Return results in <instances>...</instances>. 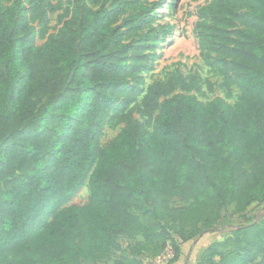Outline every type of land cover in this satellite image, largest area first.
I'll return each instance as SVG.
<instances>
[{
  "label": "trees",
  "instance_id": "obj_1",
  "mask_svg": "<svg viewBox=\"0 0 264 264\" xmlns=\"http://www.w3.org/2000/svg\"><path fill=\"white\" fill-rule=\"evenodd\" d=\"M100 1L73 3L37 47L29 11L0 0V255L11 254L9 264H97L120 250V237L136 235L130 257L113 264H141L140 253L167 248L173 264L180 245L225 209L264 201V0H209L198 11L199 45L226 98L238 88L235 105L200 101L193 76L144 89L158 34H139L138 15L117 24L120 12ZM123 1L112 7H138ZM41 96L49 98L37 108ZM119 124L100 151L105 126ZM86 183L88 204L64 207ZM175 198L185 205L172 207ZM166 223L179 230L175 246ZM214 257L264 264V220L207 246L197 264Z\"/></svg>",
  "mask_w": 264,
  "mask_h": 264
},
{
  "label": "rangeland",
  "instance_id": "obj_2",
  "mask_svg": "<svg viewBox=\"0 0 264 264\" xmlns=\"http://www.w3.org/2000/svg\"><path fill=\"white\" fill-rule=\"evenodd\" d=\"M13 0H3L6 5H10ZM29 11V23L36 31L35 45L40 47L49 35L56 34L64 23L70 18L73 3L79 5L86 0H20ZM138 7L132 5L121 7L120 4L112 7L113 0H101L109 9L114 8L119 11L117 24L126 18L137 16L139 22L138 33H147L151 30L158 34L157 42L149 48L147 54L150 61L144 66L141 77L144 79V86L157 81L166 80L171 74L182 75L184 77L193 76L201 89L198 99L202 102H210L215 98H222L228 104L235 105L239 100V90L233 85L230 88L229 97L220 89L222 81L218 74V67L213 65V60L205 57V51L199 45L198 23L202 20L198 11L205 6L209 0H135ZM123 2H129L124 0ZM149 7V12H140L139 7ZM31 9L35 10L36 20H32ZM154 8H156L154 10ZM44 14V25L40 22V16ZM236 26H239L238 24ZM153 44V43H151ZM213 57V56H212ZM64 87L61 88V90ZM194 93V92H192ZM49 96H41L34 100L37 108L48 101ZM140 100V99H139ZM134 119L139 120L136 112H133ZM125 124H119L115 128L105 126L99 138L98 148L103 150L122 130ZM150 130V129H149ZM89 202V188L87 183L80 192L70 200L64 207L85 206ZM172 207H181L185 203L178 198L170 201ZM52 218L48 220L51 221ZM264 220V201L253 203L242 213H234L233 207L225 209L220 219L211 228L204 231L192 239L193 244H197L199 249L222 242L234 230L250 224H258ZM169 239L168 243L175 246L180 241L179 230L175 224L166 223ZM191 241V240H190ZM141 242L139 235L132 238L122 236L118 239L120 250L113 253L111 258L105 262L97 264H113L116 259L129 258L132 248ZM192 249V246L190 247ZM200 255L198 256V258ZM11 254L0 255V264H9ZM202 258V257H201ZM141 264H150L153 258L150 253L142 252L139 255ZM163 264H167L169 257L167 252L162 255ZM213 264L219 263V258L214 257ZM87 264V263H82Z\"/></svg>",
  "mask_w": 264,
  "mask_h": 264
},
{
  "label": "crops",
  "instance_id": "obj_3",
  "mask_svg": "<svg viewBox=\"0 0 264 264\" xmlns=\"http://www.w3.org/2000/svg\"><path fill=\"white\" fill-rule=\"evenodd\" d=\"M192 246V249L190 248ZM204 250L199 249L197 244L192 240L180 245V255L178 260L173 264H197L198 256Z\"/></svg>",
  "mask_w": 264,
  "mask_h": 264
},
{
  "label": "built area",
  "instance_id": "obj_4",
  "mask_svg": "<svg viewBox=\"0 0 264 264\" xmlns=\"http://www.w3.org/2000/svg\"><path fill=\"white\" fill-rule=\"evenodd\" d=\"M165 252H167V257H169V260L172 258V251L170 249H166L164 251L163 254H161L160 256L153 258V261L150 264H163V260H162V255L165 254Z\"/></svg>",
  "mask_w": 264,
  "mask_h": 264
}]
</instances>
